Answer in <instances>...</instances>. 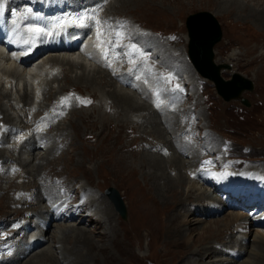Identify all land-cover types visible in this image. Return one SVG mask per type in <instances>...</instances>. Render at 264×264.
<instances>
[{
    "label": "bare ground",
    "instance_id": "bare-ground-1",
    "mask_svg": "<svg viewBox=\"0 0 264 264\" xmlns=\"http://www.w3.org/2000/svg\"><path fill=\"white\" fill-rule=\"evenodd\" d=\"M21 1L22 0H7V4L5 5L6 14L10 15L11 13L13 17L16 16L17 18H23V19L20 21H14L15 19L13 20L12 23V27L14 28L13 37H11L12 39L10 40L9 43L6 42L3 43L4 39L8 38L6 34L11 33L12 30L7 27L6 29L3 28L4 25L1 21L2 6L0 0V31H2L0 32V115H1L0 119L2 123L1 124L2 127L0 130V152H4V151L8 152L9 150L11 153L14 154V158L12 157L4 158L3 155L0 156V158L3 160L4 163L3 171H0V192H1L0 197L2 199L4 198L7 207L12 206L14 208L13 210L17 211V213L21 214L20 216H22V218H19L20 217L19 216L18 218L10 217L7 220L4 219L6 225L3 228L4 237H1L2 235L0 236V264H89V263L97 264L96 254L102 255L104 264H112L113 261L117 260V258L122 257V255H125L127 253L126 250L127 247L125 248V246L127 245L123 247L121 246L123 245V241H121L119 235H117L115 227L111 226V223L114 221V218L115 217L117 218L118 216L117 213L113 212L115 208L114 203H112V201H110L107 197L105 196L97 197V195L93 194L92 192L93 189H91L90 191L89 189L87 190V188H85L84 186L78 187L76 189L80 191L83 190L81 194L85 195L84 198L80 201L81 199L80 194L79 195L74 194L72 197H70L72 193L75 191V189L74 191L72 190L73 192L70 195V192L68 193L66 190H64L63 192L59 191L56 188L57 185L53 186L49 184L45 189L44 185L41 187L37 183V187L34 186L35 190L37 189L36 192L30 194L29 191L21 192V190H19L20 189L19 186L13 185L16 183V178H18L15 176V172H18L23 175L22 171L24 170L22 169H25L24 167H28L26 171L28 173L33 172L35 169L37 171V173L35 171V176H36L35 179L36 178L38 179V170L40 168L42 170L44 169V167L41 166L40 163L41 160L45 159L46 162H49V157L50 156L53 157V155H55L54 154L55 151H57L60 148L59 144L62 145L61 150L62 148L65 149L61 153L62 154L61 156L57 157L55 155L54 157H57V160H61L63 158L64 151H66L67 149V146L68 147L71 146L72 141L69 138L70 134L66 133L67 129L61 128L62 123H64L65 119L67 118L66 116L67 112H64L62 114L60 113L62 111H65L64 108L62 109V107H60L61 105L59 104L56 105L57 102H53V101L52 103L55 104L48 103L47 107L46 104H44L46 101L45 102L43 101V104L41 103V101L39 102V104H37L38 98L41 99L40 97H42V100H48L52 98L51 95H53V93L55 95H59L60 93H63L64 91L67 90L65 89L66 85L69 87L80 86L85 89H92L93 91L98 93V96L96 97L94 96L89 97L90 102L94 101L96 103L95 104L96 106L94 105V108L92 107L93 108L92 112H90L89 110L78 111L75 109V107L71 108L73 111L72 110L70 111H72L71 115L72 114L74 115L73 117L74 121L70 120L69 126L72 130H74V127L78 129L77 124L78 122L82 123L81 122L82 118L89 119L92 117V114H95L94 118H96L99 122L112 121L114 119H116L117 122L123 124H129V123L131 124V122H133L132 124L139 129V132L141 130V134L148 137L147 141H145L147 143V149L148 148L155 149V154L151 152L143 154V153H139L138 150L136 152L128 153V149L126 148V150L123 151L126 154L116 155V160L114 161V163L112 162L113 164L110 165L111 168L117 170L118 173H123V174L126 173V176H124L125 178L134 177L136 175V172H140L141 179L144 180V183L140 187L138 196L134 202L133 218L137 219V221L140 222L141 227L145 231L146 238L148 237L155 238L157 237V235H160L162 238L161 245H163L162 247L166 252V254L171 257H175L179 254V251H174V253L169 254V249L179 248V246L183 244H188L189 241L191 242L192 238L194 237L192 232H194L195 229L198 230L197 228H199L200 232L196 233L195 235L196 241L197 242L201 241L202 243L205 242L207 244L201 249L195 250L194 252L189 254L190 256L187 257L188 259L184 264H264V231H254V235H253L254 238L252 239L251 243L248 242V236L250 235L252 230H254V228L251 227L258 226L255 225L256 224L255 222L259 220L261 215L250 216L246 212L244 213L239 211L237 212V210L227 205L226 200L222 198H216V199L210 198L209 195L207 194V189L203 188L201 183H199V181H197L196 178L193 176L194 171L196 170L197 167L203 166L205 160L209 159L210 156H214L215 154H217L220 151V148L223 147L221 144L220 146H218V149L214 151L213 149H215L216 143H214V146H212L213 140L211 136H208L209 133L208 134L205 133L204 135L205 142L204 140L202 141V137L197 139L198 146H196V144L190 140V138H194L193 137L194 134H191L190 130L192 127H194L197 124L196 123L197 119H195L193 120L192 124L189 127L187 126L188 128L183 126L188 122V120L190 119L189 117L195 114V112H193L190 107H185L186 104H191L189 101L190 98H186L188 96L186 97L184 96L185 97L184 99V97H179L180 94L178 96V94H174L172 93V91L171 92L163 91L165 95L161 92L163 94L162 100L166 106H163L160 111H157L156 109L152 108L151 104L149 103V99L151 96L149 97V95L148 96L145 95L144 98H142L140 97L141 95L139 93L137 94L134 91H130L127 86L123 85V81L128 82V79L131 77V76L128 77L129 72L127 70L126 73H124L125 71L122 70V67L120 65H119L120 69L123 71L121 73L119 72V70L118 71L116 70L113 73L114 71L113 69H112L113 71L103 69L101 65L99 66L96 64L94 66L92 65L93 67H87L86 62H92V61H86L83 54L78 55L77 53H75V51L66 52L67 50H65V52L62 51L50 52L49 54L43 56L44 59H42L40 63H38L39 67L38 66L35 67L30 62H22L18 64L17 63L18 59H20L23 55L27 53L29 48L28 44H31L30 43L31 40L39 39L40 41L36 42L38 43V47L40 46L47 47L52 44V43L50 44L51 37L47 38L43 34V32L45 31L44 29H46V32L50 34L52 38L54 35H58L64 32L63 26L55 25L56 29L51 30V24H47L45 21H42L43 14L46 16L50 15L48 14V11L43 10L44 4L37 6L36 10L30 14L27 10H23ZM27 1H31V0H27ZM63 1L66 4L65 6L66 12H69L75 7H78L77 10L83 7L89 9L91 8L103 9L107 11L110 10L111 7H113L115 4L119 6V7L117 6L118 8H124L130 5L128 4L129 1L127 0H63ZM218 1H223V2L222 4L218 3L219 6L217 12L220 13L223 18L226 16L227 17L234 16V19H236L235 23L231 24V26L240 25L241 24L240 21H243L242 24L243 25L245 24L247 27L248 25H250L253 28L256 27L259 31H264V0H216V2ZM24 3L25 2H23V4ZM135 3L136 2L134 1L133 4ZM176 3H178V1ZM141 6L138 5L137 7L140 8ZM103 7H106V9H104ZM141 9L143 10V7ZM80 13L82 14V12ZM104 13L106 12H103V14ZM59 25H60V21H59ZM64 25L66 26L67 24L65 23ZM48 26L49 29H47ZM37 29L39 31H36ZM82 29H83V22H78L77 28L73 29L74 30L73 36H77V32H80ZM251 30L252 29H250L249 31ZM110 35L108 36L110 37ZM187 36L189 39L188 30H187ZM131 38L123 35V42L125 43L128 41H133ZM60 40L64 42H68L69 45L71 43L69 36L60 35L56 43L53 44L60 45V42L58 43V41ZM189 41H191V37ZM18 42L26 44V46L24 47V49H20L18 51H15L14 53L12 51L14 50V47L18 45ZM4 44H8L7 48L9 50L5 49ZM158 44L160 47H162V43L160 41H158ZM263 45L264 42L262 46ZM98 52L101 53V48H98ZM163 52H168V47H164ZM107 53L108 52H106V55ZM112 53L114 52L112 51ZM144 53L145 51L141 54L137 53L132 56L128 55V58L127 56H124L125 60L121 61L120 63L122 64L126 63L127 59L130 60L131 58L132 59L134 58L135 61L137 60V62H140L141 61L140 59H142ZM157 56H159L158 51L155 58H157ZM41 57L42 55L39 56L33 63L35 64ZM260 57L263 58L262 55L260 56L258 55L256 59H260ZM121 58L118 59L120 60ZM162 60L168 62L166 56ZM169 61L172 63V60ZM2 62L5 65H1ZM49 64L53 69H55L54 67H61L63 65L69 66V69H64L63 71L59 70L58 72H56L54 75L51 76L50 72H46V71L43 72L44 66ZM143 65L141 66L143 67ZM190 66L192 67L190 68ZM190 66L186 67V70L190 73V75L191 74L195 75L194 72H196L202 79L208 80V78H204L194 69L192 63L190 64ZM147 67L149 66L147 65ZM175 67L176 66H173L172 64L171 68H175ZM73 68H75V71H73L74 70ZM149 68L145 67L146 70ZM153 68H155V66ZM76 69H78L79 72H77ZM192 69L194 70V72ZM221 69H228V68L226 65H223ZM141 71L143 70L141 69ZM143 72L145 73V71ZM41 73L42 75L43 74L45 75L42 83L38 82L37 79V77L41 75ZM143 75H141V77ZM139 77L140 76L135 75V81L138 82L139 79L136 80V78ZM149 77L150 79H152L151 76ZM5 78L9 79V81H7L9 83L5 81ZM60 79L66 85L62 84L56 90L53 91V89L51 88L52 86H50V84L52 82L55 83L59 82ZM150 79L148 78V80L151 82ZM141 80L143 81L142 78ZM119 82L122 84L119 85L118 84ZM136 84H139V82ZM225 87L226 90L231 92L234 91L233 89L236 88L235 85L232 84H229ZM150 89L151 88H149V91ZM160 89L163 90L162 88ZM144 90H147V88ZM183 93L181 96H183ZM59 96H57V99L59 98ZM191 96H193L195 100L194 97L195 95H191ZM165 98L166 101L164 100ZM3 99H6V101L9 103V107L14 113L13 117L8 114L9 109L7 110V108H5L2 105L3 103L1 102ZM57 99H53V100L57 101ZM68 100L70 101V99ZM152 101L154 103H158L157 100H155V98L152 99ZM169 102L171 103L178 102L175 103L176 105L174 108H172L173 109L172 111H169L170 109V107H168L170 105ZM182 103L184 104V106H181ZM35 105H38L36 109H35L36 107ZM68 105L65 106L68 107ZM114 107L121 112L120 114H122V117L120 116L121 117V118L119 117L120 119L115 114L116 112L113 111ZM181 107L183 108L181 109ZM109 113L110 116L112 117L108 116ZM60 118L62 119L59 120ZM146 122L147 125L148 122L151 124L150 128H148L149 129L148 131L143 130L144 127L142 128V125ZM32 123L33 125L35 124V126L46 125L43 128V130L38 133L40 139L46 142L50 140L51 145H46L45 148L43 149L37 147L38 145H36L35 141L32 138H28L22 141V137L27 135L26 134L27 131L30 132L34 130L35 126H32ZM125 130L121 135H117L116 137L120 140V142L121 139L122 141L123 139H125L127 143L129 140L132 139H128L127 137H124V135H126ZM160 131L164 133V135ZM147 134L159 141H155L154 139L153 144L149 143L148 141L152 139H150ZM85 135L86 134H84L83 137ZM10 141H12L14 145L12 144L11 147L6 146V144L10 143ZM63 141L67 143L66 147H64ZM200 142H202V144ZM166 143L168 144V146H166ZM161 145H164L165 148L164 147L161 148L160 147ZM114 147H117V145H115ZM105 148L104 150H106ZM22 149L24 150V152L21 151ZM36 150H39V152L34 154L33 152ZM202 151L206 152L204 156H202ZM45 155L47 156L45 157ZM134 155L141 158L139 162L137 161L138 163H136V161L134 162L133 160ZM54 157L53 159L55 160ZM5 160L6 162L10 160L12 165H8L6 167ZM106 162L108 161H105V163ZM14 165H16V167L19 166L22 171L21 170L20 172L16 170L14 172L11 171L10 168H12ZM4 168L6 170H4ZM146 169L147 171H145ZM244 169H245L244 171L245 173H249L253 171V170H247L246 167H244ZM206 170L207 168H204L201 172H199L198 173L199 176L201 177V174L203 175V172H205ZM196 176L198 177V175ZM217 179H219V177ZM2 183L4 184L6 183V185H2ZM7 191H10V193H8ZM17 193L18 194L20 193V195L16 196ZM60 201L61 203L59 206H62L63 204L64 205L59 210V214H56L57 206L55 205L52 206V205ZM172 204L177 206L171 212L170 207ZM0 207H1V202H0ZM224 208L225 210H227L228 216L226 217V219L223 221L222 224L219 221L207 222L205 220V217L216 216L217 213ZM182 210L183 211L185 210L188 215L195 214L196 219H194L193 221L190 220L187 221L183 217ZM66 211L71 213L69 217L65 215ZM76 216H77V220L75 218ZM129 221H131V217H129ZM118 225L120 224L118 223ZM88 226L90 229L89 228L85 229ZM258 227H262V226H258ZM9 228H13L12 229L13 232L6 234L5 232ZM234 230L236 231L235 233ZM18 233H20V238H18L16 241L13 242L12 237ZM91 235H94L95 239H92ZM103 238L106 241H110L109 242L110 244L104 243L101 245H97L96 247H93L94 250H89L92 247L91 242H93V244L94 243L98 244L99 241H101V239ZM218 245H226L225 249H223L220 252H225L226 254L227 253L230 254V258L210 260L212 257L211 255H213L215 252L214 250L215 247ZM90 252L94 253L95 256L91 255ZM244 254H246V257L242 261H239V259ZM89 258H90V262H87Z\"/></svg>",
    "mask_w": 264,
    "mask_h": 264
},
{
    "label": "rangeland",
    "instance_id": "rangeland-1",
    "mask_svg": "<svg viewBox=\"0 0 264 264\" xmlns=\"http://www.w3.org/2000/svg\"><path fill=\"white\" fill-rule=\"evenodd\" d=\"M127 1H129L128 4H130L127 7L118 8L119 6L115 4L113 7H111L110 10L105 11L103 9H100V10H97L95 14H91V16H94L96 21H98V22L95 21L96 23L91 26V27H93L92 32L93 33H99L100 36H103V39H105V38L108 39V44L103 45V50H104L105 57H108V59L111 60L112 62H114V61L116 62V65L113 66V70L114 71L119 70L120 73L123 72L122 70H124L125 71L124 73H126V70H127L129 72V74L127 73L128 77L131 76L129 79L133 80L136 83L139 82V84H137V86H138L137 91L140 95H143V94L147 95L149 92V88H151L150 92H149L151 97L156 96V97H161V99H162L163 94L165 95V93H163V91L164 92L165 91L166 92L172 91V93L178 94V96L180 94L179 97L188 96L186 98H190L189 101L191 104H186L185 107H190L191 110L193 112H195V114L190 116L189 117L190 119L188 120V122L186 124H184L183 126L188 128L192 124L193 120L197 119L196 120L197 124L194 127H192L190 130L191 134H194L195 136L193 135L194 138H190V140L193 141L196 144V146H198L197 139L202 137V141H203L205 139L204 138L205 133L206 134L209 133L208 136H211L212 140H213L212 146H214V143H216V147H215V149H213L214 151H216L218 149V146H220L221 144L225 145L224 146L225 148L228 145L229 148L226 149L227 155L232 158L233 163L235 165L237 163H240V161H242L243 168L246 167L247 170H253V169L259 168V169L263 170V171H260V174H264V45L262 46V44L264 42V31H259L256 27L253 28L250 25H248V27H247L245 24L244 25L242 24L243 21H240V23H241L240 25L231 26V24L235 23V20H236V19H234V16H230V17L226 16L223 18L221 16V14L217 12L219 4H222L223 1H218V2H216V0H211V1L210 0H174V1L173 0H127ZM134 1L137 4L136 3L133 4ZM177 1H178V3H176ZM130 2H133V3H130ZM6 4H7V1H6ZM79 4H81V3H79ZM104 5H105V2H104ZM135 5H137V6L142 5V6L139 8ZM1 6H2V0H1ZM142 7H143V10L141 9ZM103 8L106 9V7H103ZM82 10H86V9L82 8ZM103 12H106V13H104L105 15L103 14ZM198 12H208V13L212 14L214 16V18L216 19L219 27H220L221 39L219 42H217L213 46L212 51H213V62H214V64L215 65L222 64V66L226 65L228 68V69H220V77L222 78V80H224V81L231 80V79H233V76L238 74L242 78L250 80L253 83V90L252 91H250V92L245 91V92H242V94L240 95V98L248 101V103H249L248 107L241 104L239 99L231 100L228 102L224 101L223 98L217 94V90H216L213 82H211L210 80L208 81V80L202 79L196 72H194L193 69L192 70H193L195 75H193V74L190 75V73L186 70V67H189L191 63H190L188 56H187L188 55L189 39L187 36V29H186L185 22H186V18L189 15L196 14ZM26 13H27V11H26ZM82 14H88V13L84 12ZM10 15H12V14L10 13ZM66 15H68V14H66ZM56 20L60 21L57 18H56ZM108 21H110V22H108ZM126 24L129 26H127ZM109 25H111V26H109ZM250 29H252V30L249 31ZM124 32H125V34H124ZM108 35H110V37ZM116 35H118L120 38ZM123 35L126 37H130V38L132 37L131 39L133 41H129V43L128 42L124 43L123 42ZM118 38L120 39L121 42L119 41ZM158 41H160L162 43V47L159 46ZM105 42H107L106 39H105ZM139 43H141V44H139ZM145 43H146V45H145ZM118 46H120V47H118ZM126 46H128L129 49H125ZM130 46H131V48H130ZM164 47H168V52H163ZM107 48H109V49H107ZM110 49H112V50H110ZM148 50L151 52V55L148 56L149 58L148 57L146 58L145 54H147V52H149ZM109 51H110V53H109ZM112 51L114 53H112ZM144 51H145V53H144L145 57L143 56L142 59H140L141 60L140 62H137V60L135 61L134 58H133L134 59L133 60L130 57L131 59L130 60L127 59L126 63H123V64L120 63L121 61L125 60L124 57H122V58L120 57L121 54H125L128 58V55L132 56V55H135L137 53L141 54ZM157 51H158L159 56H157V58H155ZM106 52H108L107 55H106ZM49 53H47V54H49ZM152 53H153V55H152ZM154 53H155V55H154ZM108 54H110V55H108ZM258 55L259 56L262 55L263 58L260 57V59H256ZM116 56H119V57H116ZM165 56H166V59H168L167 60L168 62L162 60ZM118 58H121V59L119 60ZM160 58H161V60H160ZM42 59H44V57H41L40 60H38L34 64V66L39 67L38 63H40V61ZM144 60L146 63L144 62ZM169 60H172V63ZM147 63H149V64H147ZM86 64H87L86 65L87 67H93L95 65V63H93V62H86ZM143 64H145V65H143ZM172 64H173V66H176V67L171 68ZM1 65H5V64L2 62ZM119 65L122 67V70L120 69ZM130 65H131V67H130ZM133 65L136 68H134ZM137 65H139V66H137ZM141 65H143V67ZM147 65L151 69L149 67H147ZM116 66L119 68H117ZM154 66H155L156 70H155V68H153ZM145 67L149 68V69H147L148 73H147V70L145 69ZM191 67L192 66H190V68ZM54 68L55 69H53L50 64L45 65L43 68L44 69L43 72H45V71L50 72L51 76H52L56 72H58L59 70L63 71L64 69H69V66L63 65L61 67H54ZM115 68H117V69H115ZM139 68H140V70H139ZM73 69H74L73 71H75V68H73ZM103 69H106V68H103ZM137 69L139 70V72ZM141 69L143 71H145V73H147V74H145L143 71H141ZM76 71L79 72L78 69H76ZM140 72H143V73H140ZM138 74H141V75L144 74L143 75L144 77L143 76L141 77V75H138ZM135 75L140 76L139 78H136V80L139 79L138 82L135 81ZM149 76H151L152 79H150ZM38 77H37L38 82L42 83L45 75L44 74L42 75V73H41V75H39ZM141 78L143 79V81L141 80ZM148 78L151 80V82L148 80ZM7 79L5 78L6 82L9 81V79L8 80ZM155 80H156L157 84L155 83ZM174 80H176V81H174ZM7 83H9V82H7ZM143 83H145V84H143ZM160 83H162L163 85ZM180 83H181V85L182 84L185 86L187 85V87H186L187 91L186 92L182 91L180 89V86H181ZM62 84H64V83L60 79L59 82H56V83L52 82L50 84V86H52L51 88L54 91ZM147 84H149V85H147ZM64 85H66V84H64ZM159 85H161V86H159ZM146 88H147V90H144ZM160 88H162L163 90H161ZM65 89H67V90L64 91L63 93H60L59 94L60 96L55 95L53 93V95H51L52 98L48 99V100H42V97L39 96L41 99L38 98L37 104H39L40 101L42 104H43V101L44 102L46 101L47 103L45 102L44 104H46V107H47L48 103L49 104L50 103L55 104V103H52V101H53V102H57L56 105H58V104L61 105L60 107H62V109L64 108L65 111H62L60 113L62 114L64 112H67L66 116L69 119H67V118L65 119V122L62 123L61 128L67 129L66 133L70 134L69 138L72 141L71 146L68 147L67 143L65 141H63V145H64V147L67 146V149H66V151H64V153H63L64 155H63V158L61 160H57V157L61 156L62 155L61 153L65 149V148L64 149L62 148V150H61V147H62L61 144H59L60 148L57 151H55V153H54L57 157H54L55 155H53L55 160L53 159L52 156L49 157V162H46L45 159L41 160L40 163H41V166L44 167V169L42 170L40 168L38 170V179L37 178L35 179V177H36L35 176V171H36L35 169L33 172L28 173V172H26L28 167H24L25 169H22V170H24V171H22L19 166L16 167V165H14L12 168H10V170L13 172L15 170L20 172V170H21L23 172V175L18 173V172H15V176L18 178H16V183L13 185L19 186L20 187L19 190H21V192L29 191L30 194L36 192L37 189L35 190V187H37V183L41 187L44 185L45 189L49 184H51L53 186L57 185L56 188L59 191L63 192L64 190H66L68 193L70 192V195L75 189L76 193L74 191L70 197H72L74 194H78V195L80 194V196H81V193L83 190L80 191V190H76V189L78 187L84 186L85 188H87V190L89 189L91 191V189H93L92 192H93V194L97 195V197L98 196H103V197L105 196L109 200H110V198L107 196L106 191L109 188L113 189L114 191H116V193L118 194V196L120 197V199L122 201V204H123L125 211H126V218L123 219L121 217V215L119 214V212L116 211L114 208L113 212L117 213L118 217L114 218V221L111 223V226L115 227L117 235H119L120 240L123 241V245H121V246L123 247V246L127 245V246H125V248L127 247L126 248L127 253L125 255H122V257L117 258V260L113 261L112 264H118V263L119 264H184L188 259L187 257L190 256L189 254H191L195 250L201 249L202 247L206 246V244H207L205 242L202 243L200 241L201 242L200 243V242L196 241L195 235H196V233L200 232L199 228L196 227L198 229V230H196L194 227L195 230H194V232H192L194 235V237L192 238V241H191L192 243L189 241L188 244H183V245L179 246V248H175V249L170 248L171 250L169 249V254L174 253V251H179V254L177 256L171 257V256L167 255L166 252L164 251L163 247H162L163 245H161L162 244L161 236L157 235L158 238L157 237L146 238L145 231L141 227L140 222L137 221V219L133 218L134 202L138 196L140 187L144 183V180L141 179L140 172H136V175L134 177H131V178L126 177L125 178L124 176H126V173H124V174L118 173L117 170L112 169L110 166L116 160V155L126 154L123 152L124 150H126V148L128 149V153L136 152L138 150L139 153H143V154H146L149 152L155 154V149H151V148L147 149V143L145 141H147L148 137L141 134V130L139 132V129L136 128L132 124L133 122H131V124L129 123L130 125L117 122L116 119H114L112 121L99 122L96 118H94L95 114H92V117L89 119L88 118H84V119L82 118V120H81L82 123L78 122V124H77L78 129L76 127H74V130H72L69 126L70 120L74 121L73 120L74 115L73 114L71 115V112L73 111L71 108L75 107V109L78 111L79 110H89L90 112H92L94 105L96 104L94 101H92L90 103H81V102L82 101H84V102L89 101L90 96L96 97V96H98V93L93 91L92 89H85V88L80 87V86L69 87L66 85ZM158 89H160V90H158ZM178 89H180V90H178ZM146 91H148V92H146ZM178 91H180L181 93ZM183 92H185V93H183ZM182 93H183V96H181ZM54 95L56 98L54 97ZM191 95H195L194 96L195 100H194L193 96H191ZM57 96H59V98H58L59 100L57 99ZM63 96H64V98H63ZM185 97H184V99H185ZM62 98L64 100L66 99L65 103H61V101L63 100ZM67 98L70 99V101ZM53 99H57V101L53 100ZM164 100L166 101V98ZM71 101H72V103H71ZM1 103H3L2 105L5 108H7V110L9 109L8 114L13 117L14 113L10 109L9 103L6 101V99H3ZM5 103H7V104H5ZM169 103H170V105H169L170 110H173L172 108L175 107V105H176L175 103H178V102H175V103L169 102ZM65 105L66 106L68 105V107H66ZM35 106H36L35 107V109H36L38 105H35ZM181 106H184V104L182 103ZM152 108H158V106L155 107V105H152ZM182 108L183 107H181V109ZM70 110H72V111H70ZM69 111H70V113H69ZM113 111L116 112L115 114L117 115L118 118L120 116L122 117V114H120L121 112L118 111L115 107H114ZM111 115H112V113H111ZM108 116H110V113L108 114ZM110 117H112V116H110ZM61 119L62 118H60L59 120H61ZM91 119H92V121H91ZM135 121H136V119H135ZM141 123H143V122H141ZM1 124L2 123H1V119H0V130L2 127ZM126 125H129V126H126ZM131 125L134 126L135 129ZM150 125L151 124L149 122H148V125H147V122L144 123L142 125V128L144 127L143 130L148 131L149 130L148 128H150ZM89 126H91V127H89ZM119 127H120V129H119ZM121 128H122V130H121ZM145 128H147V129H145ZM97 129H98V131H97ZM100 129L103 132H101ZM119 130H121V131H119ZM124 130L126 131V133H125L126 135H124V137H127L128 139H132V140H129L126 143L125 139H123V141L121 139V142H122V145H121L120 140L116 136L121 135ZM84 134H86V135L83 137ZM90 134H92L93 136ZM162 134L164 135V133H162ZM148 136L150 139H152L148 142L153 144V140L155 138L151 137L150 135H148ZM24 137L26 138L27 135L22 137V141L25 140ZM95 140H96V142H95ZM155 141H159V140L155 139ZM48 142H47V144L51 145L50 140ZM204 142H205V140H204ZM200 143L202 144V142H200ZM12 144L14 145V143H12V141H10V143L6 144V146L11 147ZM115 145H117V147H114ZM102 146H104V147H102ZM166 146H168L167 143H166ZM160 147L165 148L164 145H161ZM160 147H158V148H160ZM104 148L106 150H104ZM157 150H159V149H157ZM21 151L24 152L23 149ZM114 151H116V152H114ZM37 152H39V150H36L33 153L36 154ZM40 152H42V151H40ZM0 154H1L0 156L3 155L4 158L5 157L6 158H10V157L14 158V154L11 153L9 150H8V152L7 151L0 152ZM204 154H206V152L202 151V156H204ZM20 156H22V155H20ZM25 156H26V154H25ZM46 156L47 155H45V157ZM93 157H95V158H93ZM102 158H103V160H102ZM133 160H134V162L136 161V163H138L141 160V158L134 155ZM105 161H108V162H106L107 164L105 163ZM1 164H3V165H1ZM5 164H6L5 165L6 167L8 165H12L10 160H8V162H6V160H5ZM13 164H15V163H13ZM3 166H4L3 160L0 158V171H3ZM4 170H6V169L4 168ZM145 171H147V169ZM234 171L238 172V169L235 168ZM36 173H37V171H36ZM123 177H124V179H123ZM51 180L52 181L55 180V181L52 182ZM2 185H6V183L5 184L2 183ZM31 187H32V189H31ZM202 187L206 188L204 185H202ZM12 188H14V187H12ZM206 189H207V191L209 190L208 188H206ZM32 190H34V191H32ZM49 191H52V190H49ZM7 192L10 193V191H7ZM101 192H102V194H101ZM207 194H208V192H207ZM9 195H11V194H9ZM17 195L19 196L20 193L19 194L17 193L16 196ZM208 195L212 199L217 198L216 195H214V194L209 193ZM0 196H1V192H0ZM0 202H1V207H0V236L2 235L1 237H4L3 228L6 225V222H4V219L7 220L10 217H13V218L17 217L18 218L21 214H18L17 211L13 210L14 208L12 206L7 207V205L4 201V198L2 199L0 197ZM195 205H197V204H195ZM176 206L177 205H174V204L171 205V207H170L171 212H172V210H174L176 208ZM239 212H241V211H239ZM186 214L187 213L184 210L183 211V217L187 221H189V220L193 221L194 219H196L195 214H191V215H188V214L186 215ZM227 216H228V212L224 208L221 211H219L216 216L205 217V220L207 222L208 221H219L222 224ZM129 217H131V221H129ZM19 218H22V216H20ZM75 218L77 220V216ZM117 222L120 225H118ZM77 224H78V222H77ZM138 224H140V225H138ZM205 225H207V224H205ZM83 228H85V227H83ZM88 228H89V226L85 229H88ZM251 228H254V230H252V232L248 236V242H250V243H251L252 239L254 238V236H253L254 231H264V226H262V227L252 226ZM12 229L13 228H9L5 233L6 234L12 233L13 232ZM235 232L236 231L234 230V233ZM91 236H92L91 237L92 239H95L94 235H91ZM13 237H12V241L14 242L18 238H20V233L15 234ZM121 237H122V239H121ZM223 237H225V236H223ZM109 242L110 241H106L104 238L101 239V241H99L98 244L97 243L93 244V242H91L92 247L89 250H94L93 247H96L97 245H101L104 243L110 244ZM225 247H226V245L216 246L214 249L215 252L213 255H211L212 257L210 260L221 259V258H225V259L230 258V254H228V253L226 254L225 252H220L223 249H225ZM190 249H192V250H190ZM90 253H91V255L95 256L94 253H92V252H90ZM96 257H97V264H104L102 255L96 254ZM245 257H246V254H244L239 259V261H242ZM171 261H173V262H171ZM87 262H90V258L87 260Z\"/></svg>",
    "mask_w": 264,
    "mask_h": 264
},
{
    "label": "water",
    "instance_id": "water-1",
    "mask_svg": "<svg viewBox=\"0 0 264 264\" xmlns=\"http://www.w3.org/2000/svg\"><path fill=\"white\" fill-rule=\"evenodd\" d=\"M186 28L188 30L189 39L188 57L194 69L204 78H208L214 83L217 94L228 102L239 99L241 104L249 106L247 100L240 98L242 92H250L253 90V83L250 80L242 78L236 74L233 79L224 81L220 77V69L222 65H215L213 62V46L221 39L220 27L214 16L208 12H198L191 14L186 18ZM204 38V39H203ZM235 85L234 91L226 90L227 85ZM107 196L114 203L116 210L123 219L126 218V211L122 201L116 191L108 189Z\"/></svg>",
    "mask_w": 264,
    "mask_h": 264
},
{
    "label": "snow or ice",
    "instance_id": "snow-or-ice-1",
    "mask_svg": "<svg viewBox=\"0 0 264 264\" xmlns=\"http://www.w3.org/2000/svg\"><path fill=\"white\" fill-rule=\"evenodd\" d=\"M36 31H39L38 29ZM61 103H65V100H62ZM82 103H90V101L84 102L82 101Z\"/></svg>",
    "mask_w": 264,
    "mask_h": 264
}]
</instances>
